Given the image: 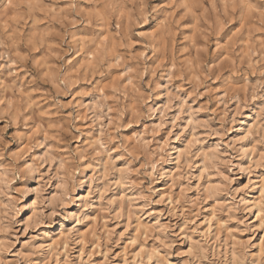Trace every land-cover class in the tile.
Returning <instances> with one entry per match:
<instances>
[{
  "label": "clouds",
  "instance_id": "9594fccd",
  "mask_svg": "<svg viewBox=\"0 0 264 264\" xmlns=\"http://www.w3.org/2000/svg\"><path fill=\"white\" fill-rule=\"evenodd\" d=\"M0 264H264V0H0Z\"/></svg>",
  "mask_w": 264,
  "mask_h": 264
}]
</instances>
